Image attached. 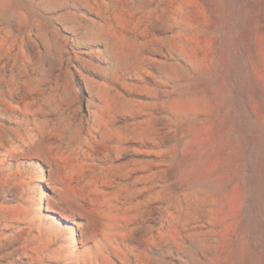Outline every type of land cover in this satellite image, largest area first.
<instances>
[{"label": "rangeland", "instance_id": "obj_1", "mask_svg": "<svg viewBox=\"0 0 264 264\" xmlns=\"http://www.w3.org/2000/svg\"><path fill=\"white\" fill-rule=\"evenodd\" d=\"M0 264H264V0H0Z\"/></svg>", "mask_w": 264, "mask_h": 264}]
</instances>
